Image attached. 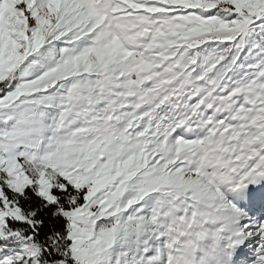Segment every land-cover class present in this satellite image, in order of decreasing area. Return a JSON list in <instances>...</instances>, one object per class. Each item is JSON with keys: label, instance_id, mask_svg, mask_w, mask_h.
I'll list each match as a JSON object with an SVG mask.
<instances>
[{"label": "snow or ice", "instance_id": "1", "mask_svg": "<svg viewBox=\"0 0 264 264\" xmlns=\"http://www.w3.org/2000/svg\"><path fill=\"white\" fill-rule=\"evenodd\" d=\"M0 264H264V0H0Z\"/></svg>", "mask_w": 264, "mask_h": 264}]
</instances>
